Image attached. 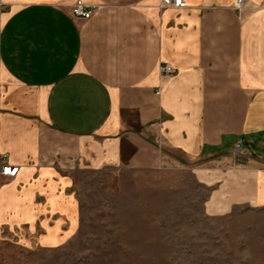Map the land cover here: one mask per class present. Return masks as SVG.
Returning <instances> with one entry per match:
<instances>
[{"label":"crops","instance_id":"0c3cea01","mask_svg":"<svg viewBox=\"0 0 264 264\" xmlns=\"http://www.w3.org/2000/svg\"><path fill=\"white\" fill-rule=\"evenodd\" d=\"M76 1L0 0V166H20L0 173V241L67 243L76 169L174 154L205 160L207 214L264 206V0H84L88 19Z\"/></svg>","mask_w":264,"mask_h":264},{"label":"rangeland","instance_id":"374dc122","mask_svg":"<svg viewBox=\"0 0 264 264\" xmlns=\"http://www.w3.org/2000/svg\"><path fill=\"white\" fill-rule=\"evenodd\" d=\"M172 156L154 168L76 169L75 235L57 247L1 239L0 264H264V206L207 214L205 160Z\"/></svg>","mask_w":264,"mask_h":264},{"label":"built area","instance_id":"2783aa9c","mask_svg":"<svg viewBox=\"0 0 264 264\" xmlns=\"http://www.w3.org/2000/svg\"><path fill=\"white\" fill-rule=\"evenodd\" d=\"M247 0H237L236 6L239 11H242L246 4ZM164 6H175V7H185L187 6V2L184 0H163ZM99 10V7L97 5H89L84 0H77L73 7H72V13L76 17L80 18H90L92 17L97 11ZM176 68L169 62H162L160 64V72L162 79L168 80L170 77L174 76L176 73ZM236 154L238 156H246V153L243 148L238 147L236 149ZM20 166L18 165H12L9 163H3L0 166V173L3 175H8L10 177H13L17 174L19 171Z\"/></svg>","mask_w":264,"mask_h":264}]
</instances>
